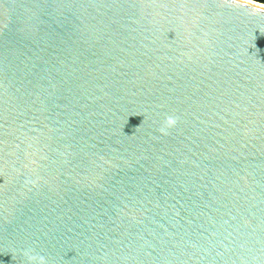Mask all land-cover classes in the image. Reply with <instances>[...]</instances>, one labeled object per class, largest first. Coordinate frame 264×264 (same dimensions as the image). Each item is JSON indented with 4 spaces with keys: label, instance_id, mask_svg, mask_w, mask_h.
<instances>
[{
    "label": "water",
    "instance_id": "95a60500",
    "mask_svg": "<svg viewBox=\"0 0 264 264\" xmlns=\"http://www.w3.org/2000/svg\"><path fill=\"white\" fill-rule=\"evenodd\" d=\"M250 2L0 0V264H264Z\"/></svg>",
    "mask_w": 264,
    "mask_h": 264
},
{
    "label": "clouds",
    "instance_id": "9594fccd",
    "mask_svg": "<svg viewBox=\"0 0 264 264\" xmlns=\"http://www.w3.org/2000/svg\"><path fill=\"white\" fill-rule=\"evenodd\" d=\"M176 124H177V118L175 116L168 115L165 117L163 124L161 128L159 129V131L166 135L167 130L175 127ZM28 259L31 262H36V264H44V258L42 256L29 255Z\"/></svg>",
    "mask_w": 264,
    "mask_h": 264
},
{
    "label": "bare ground",
    "instance_id": "6f19581e",
    "mask_svg": "<svg viewBox=\"0 0 264 264\" xmlns=\"http://www.w3.org/2000/svg\"><path fill=\"white\" fill-rule=\"evenodd\" d=\"M251 4H253V5H255V6H258L259 8H262V9H264V5H261V4H256V3H252V2H250Z\"/></svg>",
    "mask_w": 264,
    "mask_h": 264
},
{
    "label": "trees",
    "instance_id": "16d2710c",
    "mask_svg": "<svg viewBox=\"0 0 264 264\" xmlns=\"http://www.w3.org/2000/svg\"><path fill=\"white\" fill-rule=\"evenodd\" d=\"M257 1H260V2H263L264 3V0H257Z\"/></svg>",
    "mask_w": 264,
    "mask_h": 264
}]
</instances>
